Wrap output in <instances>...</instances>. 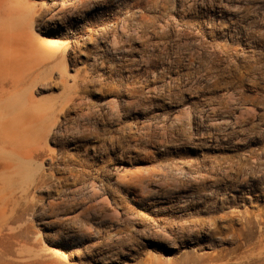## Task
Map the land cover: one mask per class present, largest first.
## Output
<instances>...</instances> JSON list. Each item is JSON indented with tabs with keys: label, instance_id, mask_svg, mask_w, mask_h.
<instances>
[{
	"label": "rangeland",
	"instance_id": "obj_1",
	"mask_svg": "<svg viewBox=\"0 0 264 264\" xmlns=\"http://www.w3.org/2000/svg\"><path fill=\"white\" fill-rule=\"evenodd\" d=\"M1 83L0 264H264V0H6Z\"/></svg>",
	"mask_w": 264,
	"mask_h": 264
},
{
	"label": "bare ground",
	"instance_id": "obj_2",
	"mask_svg": "<svg viewBox=\"0 0 264 264\" xmlns=\"http://www.w3.org/2000/svg\"><path fill=\"white\" fill-rule=\"evenodd\" d=\"M4 1L6 0H0V3L2 4V2ZM8 1L10 2L11 0H8ZM12 9L13 8L10 7V9L8 11L6 10L2 16L6 18L9 17L12 13L11 12ZM4 89H5L4 84L1 83L0 92H3ZM3 128L5 129L4 124L0 126V129H1L0 131V174L6 173V172L12 173L13 171H15L13 164L10 161H8V156H7L9 152L12 154H16V150L13 149L11 146L14 140L7 135L8 133H6L5 131L2 132ZM137 173H139V170L125 171L123 174H121L120 179L125 181L127 177H128L127 179L136 178V181H138L139 185L141 184L140 189H142L145 193L149 192V189H148L149 187L146 188L145 186L147 185L143 186L142 184L143 181L141 180L140 175ZM45 179H46L45 177L39 178L38 181L35 183V188L41 191L43 186L48 184ZM11 180H12L11 178L5 179L3 177H0V218L2 219L3 224H7L12 220L16 221L21 217L20 212L17 209V205L19 202L13 199V197L11 196L12 193L9 195V194H6V192L4 191L6 190L7 185H9L8 181H11Z\"/></svg>",
	"mask_w": 264,
	"mask_h": 264
}]
</instances>
